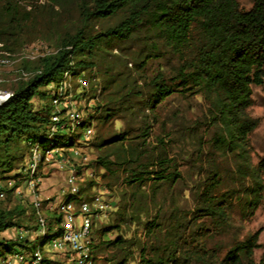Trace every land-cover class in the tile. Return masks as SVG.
Masks as SVG:
<instances>
[{"label":"trees","instance_id":"16d2710c","mask_svg":"<svg viewBox=\"0 0 264 264\" xmlns=\"http://www.w3.org/2000/svg\"><path fill=\"white\" fill-rule=\"evenodd\" d=\"M37 32L48 34L57 52L37 61L32 73L38 74L16 80L9 99L0 105V181H14L6 197L14 195L20 184L18 174L6 176L24 155L27 160L29 143L43 140L49 122V102L44 101L48 90L39 89L57 82L73 61L77 72L98 68L103 77V108L93 143L96 167L104 172L101 182L109 192L118 183L130 191L127 199L121 196L115 213L118 222L103 227L98 235L117 232L115 239L95 244L93 233L92 263L132 262L133 242L123 237L121 225L147 216L149 204L154 205L165 189L180 180L175 163L163 149L157 150L160 139H155L156 146L148 153L143 148L150 138L147 119L156 121L159 107L172 97H199L206 105V127L213 130V152L225 162L230 157L232 165L222 168L212 161L210 169L202 170L204 182L190 214H169L165 221L157 211L143 225L147 242L137 247L139 264H264V244L258 245L257 233L236 241L223 256L219 248L209 246L213 236L232 229L234 200L242 211L253 210L263 192L264 166L252 168L248 151V139L258 123L247 111L252 105L251 87L264 80V0H253L246 12L236 0H0L3 51L17 52ZM113 51L132 65L130 72L136 78L102 66V55ZM164 58L169 61L166 75L159 71L147 77L148 64ZM34 99L45 104L35 109ZM137 121L141 127L133 136ZM115 123L122 126L120 133L106 129ZM77 171L83 173L81 168ZM246 180L252 183L251 189L244 187ZM228 181L231 187H224ZM142 189L147 197L140 195L138 200ZM87 191L82 188L79 194ZM30 208L35 218L31 204ZM56 213L49 219L43 216V242L64 230ZM25 215V207L19 204L12 209L0 207V260L18 249H36L23 239L10 241L3 236L7 231L36 232L37 222L34 227L24 226ZM150 239L153 243H148ZM259 248L262 253L256 263L254 251Z\"/></svg>","mask_w":264,"mask_h":264},{"label":"rangeland","instance_id":"374dc122","mask_svg":"<svg viewBox=\"0 0 264 264\" xmlns=\"http://www.w3.org/2000/svg\"><path fill=\"white\" fill-rule=\"evenodd\" d=\"M236 1L239 8L244 12L250 10L253 3V0ZM42 34L43 32H37L34 34V36L32 35L33 40L14 53L3 51L2 46H0V57H7L12 64H10L11 66L9 65L7 67L0 68L1 91L11 92V90L17 83L15 81V79L18 77V75L16 74L17 69H22L26 74L35 72L33 68L35 67L39 59L57 52L56 46L54 45L55 43L53 41H48L50 38L49 35L47 34L46 36H43ZM102 56H104L102 59L104 60L103 63H105L102 65L103 67L109 69L113 68V71L117 74L123 73L125 75H128L130 73L132 77L136 78L137 75H135L133 72H130L133 71L132 65L128 64V62L123 60L122 58H118L119 54L117 51L107 52V54H104ZM125 62L127 63V68L124 66ZM168 63L169 61L167 58L151 61L146 68V76L153 77L159 71H164L166 75L169 68ZM96 72L101 84L103 77L100 75L98 68H96ZM22 78L26 80V78ZM48 88H50V85H47L45 88H40L39 90L47 91ZM251 92L252 105L248 109L247 113L252 119L257 121L258 125L256 130L250 135L248 139V151L251 167L261 169V166H264V80L262 85L252 86ZM47 98L44 101L49 102V98ZM44 104L45 103L43 101H39L37 99L33 100L35 109ZM79 104L82 108L84 103ZM205 115L206 105L201 98L194 97L193 99H182L180 97H172L159 107V110L157 112L158 119H156V121L154 120V122H152L150 119H147V125L150 127V138L147 142L148 145L143 148L148 153L149 150L151 151L152 148L156 146L155 139H160L162 141V144L157 146V150L160 151L161 149H163L168 159L172 160L175 163L177 171L180 174V180L174 187L170 188L168 191H166L165 189L162 196H159L157 199H155L154 205H152L151 203L149 204L147 216L142 215L140 216L139 221L129 222L125 225H121V232L123 237L131 240L134 246L132 253L133 260L130 264H139V251L137 247H142V245L147 242V238H145L144 236L143 225L147 221L151 220L156 215L157 211H161L159 215L165 221L167 220L169 214H172L174 216H176L177 214H190L195 208L197 195L200 193V188H202L204 182V175L202 173V170L210 169L209 167L212 166V161H215V165H219L222 168H228L232 165L230 157H227V162H225L224 159L218 155V153L213 152V130L206 127L207 121L204 118ZM98 127L97 129H95V134L90 141V162L88 161V163L82 164L78 167L81 168V171H83L82 174H78L77 167L74 171L77 175V183H75V186L79 189V191L82 188L90 190L92 192L91 196L95 194L94 192H96V188L104 186V182H101L100 179V170L96 167L95 159L97 156V152L93 147V143L95 142V138L97 137L96 130H98ZM139 127H141L140 121H137L133 126V131L131 130L133 136L136 135L135 132ZM106 129H110L112 133H120L123 130L122 126L119 123L113 124V127L107 126ZM62 142L63 141H60V144ZM25 161L26 158L24 155L22 160L20 162L18 161L15 171L6 176L15 177V175L18 174L17 179L20 181V184L18 186L19 188L15 190L14 195H11L9 198H7L5 194L6 190H10L14 186V184H12L14 181H0V193H3L4 195L0 197V207L2 209H12L18 204L25 207L26 215L24 216V226L34 227L36 221L32 216L30 203L26 201L27 198H25V196L27 197V194L23 188L24 169L22 168L25 167ZM85 166H87V170L84 168ZM43 169H45V175ZM51 174L52 173L48 169V165H42L39 167V184L37 187V191H40L39 188L41 183L43 182L42 180L49 178ZM90 181L93 184L89 188L88 185ZM261 182L263 192L261 194V200L257 204L256 208L253 210L247 209L245 211H242V207L239 206L240 204H238V201L234 200L233 204L235 205V209L233 210L231 216L232 229L229 233L221 236L215 235L213 236L212 240H210L209 246L219 248L221 256H223L236 241H241L242 239L256 233L258 234V245L261 246L264 244V174L261 176ZM99 183H101L102 186ZM224 187H231V182H226ZM244 187L251 189L252 183L249 180H246L244 183ZM16 191H20L21 194L16 193ZM139 193L140 194L138 196V200H140V195H142L143 197L145 195L147 197L146 191L144 189H142ZM122 195H124L127 199L130 195V191L126 190V188L120 183L114 186L112 191H107V201L110 203L112 208L111 211L107 213L105 218H101L102 220L96 223L94 226L93 233L96 241L95 244L97 243V240L100 239L102 241H112L118 234L117 232H112L110 234H106L102 238L98 237L99 232L103 227L118 222V219L115 217L116 212L114 208V200L117 202V205L115 206L119 207ZM80 196L82 195L78 194L76 198L81 199ZM240 197L242 198L243 196ZM65 199L66 198H64V200ZM71 201H74V199H71ZM134 205L136 207V204ZM160 206L161 209L158 210V207ZM175 211L176 213H174ZM114 219L117 220L115 221ZM61 228L64 229L63 221L61 224ZM24 232L25 230H23V233ZM14 233L17 232L13 231L8 234H4V237H9L14 240L15 238H12L15 235ZM23 235L24 239L26 240H31L32 238L29 233ZM148 243H153V240L150 239ZM19 252L22 251L17 250L14 255L18 254ZM261 253L262 250L260 248L254 251V260L256 263L259 261ZM5 256L12 259L13 255L11 256L10 254L6 253ZM13 260L16 259L13 258ZM0 264H3L2 260H0ZM95 264H101V261H98Z\"/></svg>","mask_w":264,"mask_h":264},{"label":"bare ground","instance_id":"6f19581e","mask_svg":"<svg viewBox=\"0 0 264 264\" xmlns=\"http://www.w3.org/2000/svg\"><path fill=\"white\" fill-rule=\"evenodd\" d=\"M10 64L7 57H0V68ZM67 68L57 82L48 84L50 85V88L47 89L50 117L43 133V140L28 144L29 154L23 168V188L34 210L38 225L36 235L40 242L34 252L22 251L13 256L20 264H43L44 254L47 252L59 254V251H61L65 264H93L91 251L94 241L93 226L100 218L99 214L94 211V205L100 202V188H97L98 191L88 199H78L76 196L79 194V189L75 183H71V189H65L63 192L68 198L56 206L57 212L62 217L64 230L59 237L49 242L42 241L46 229L42 201L39 191H37L39 167L49 165L50 154L57 153L58 159L63 160L64 168L71 172L73 182H76L77 175L74 171L76 167L88 163V157L74 155L73 151L82 148L84 138L87 149H90L95 122L103 108L101 86L96 69L77 72L73 61ZM38 73L26 74L22 69H17L18 77L15 81L24 80L22 77L27 80ZM10 95V92L0 90V105L4 104ZM79 103H84L82 108ZM62 105L65 108H62ZM66 108L68 112H66ZM59 119L60 128H57ZM60 141L63 142L60 144ZM16 193L21 194L20 191H16ZM73 197L76 199L71 201ZM66 216L70 223H67ZM80 220L84 221V228ZM69 234H73L74 238L68 240ZM54 247L58 251L54 250Z\"/></svg>","mask_w":264,"mask_h":264},{"label":"crops","instance_id":"0c3cea01","mask_svg":"<svg viewBox=\"0 0 264 264\" xmlns=\"http://www.w3.org/2000/svg\"><path fill=\"white\" fill-rule=\"evenodd\" d=\"M48 169L50 170V172L52 174L49 176V178H46V179L42 180L43 182L41 183L40 188H39V190H40L39 191L40 192V199H42V201H43V203H42L43 216L46 219H49V218L53 217L54 214H57L56 213V206L60 202L65 201L68 198L63 193L65 191L64 180H65V178L67 176V173L66 172L59 173V172H55L54 170H52L50 168H48ZM43 171H44V175H45V169H43ZM103 173L104 172L102 170H100V174H103ZM99 184L102 186L101 183H99ZM102 188L105 189V192H106L105 196H106L108 190L104 186H102ZM97 191H98V189L96 188V192ZM85 194H83L80 197L81 198H89L92 195V192L90 190H88L87 193H85ZM25 198H27L26 201H28L30 203L29 198L26 197V196H25ZM64 198H66V199L64 200ZM112 203H113V201H112ZM114 203H115V205H117V202L115 200H114ZM115 205H114V208H115V212H116L117 206H115ZM94 226H95V224H94ZM94 226H93V228H94ZM10 232H13V231H7L4 234H8ZM15 232H17V233H14L15 235L12 238L23 239L25 241H28L30 243L35 244L36 247H37L38 243L40 242L39 241V237L36 235V232H26L25 231L23 233V230H19V231H15ZM28 233L32 237L31 240H26L23 237L24 236L23 234H28ZM4 234H3V236H4ZM6 239L10 240V241H13L9 237L6 238ZM18 250L25 251V250H21V249H18ZM13 256H14V254H13ZM13 256H12V259L11 258H6V260L3 261V264H20L18 261L13 260V258H14ZM44 257H45V259H44L45 260V264H65L62 255L59 256L58 253L55 254V253L47 252L46 254L43 255V258Z\"/></svg>","mask_w":264,"mask_h":264},{"label":"built area","instance_id":"2783aa9c","mask_svg":"<svg viewBox=\"0 0 264 264\" xmlns=\"http://www.w3.org/2000/svg\"><path fill=\"white\" fill-rule=\"evenodd\" d=\"M62 108H65L64 105H62ZM66 112H68L67 108H66ZM57 128H60V119H59V126H57ZM89 151H90V149H87L85 138H84V140L82 141V148H78L76 151H73V152H74V155L87 156L88 161L90 162ZM48 168L54 170L55 172H59V173L66 172L67 173V176L64 180L65 189H71V183H77V182H73L71 172L64 168L63 160L58 159L57 153L50 154V162H49ZM99 195H100V202H99V204L94 205V211L99 214L100 218H105L107 213L111 211L112 207H111L110 203L107 201V197L105 196V189H103L102 187H100ZM66 217H67V223H70L68 221V216H66ZM80 222L84 228V221L80 220ZM70 238H74L73 234L68 235L67 239L70 240ZM54 250H57L56 247H54ZM59 256H61V251H59ZM73 258H74V256H73Z\"/></svg>","mask_w":264,"mask_h":264}]
</instances>
